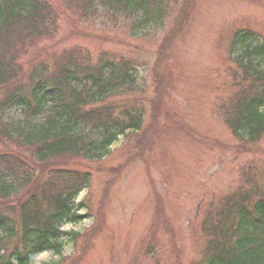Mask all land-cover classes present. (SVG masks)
<instances>
[{
    "label": "trees",
    "instance_id": "16d2710c",
    "mask_svg": "<svg viewBox=\"0 0 264 264\" xmlns=\"http://www.w3.org/2000/svg\"><path fill=\"white\" fill-rule=\"evenodd\" d=\"M176 7L177 0H0V264H30L46 251L62 256L67 240H78L61 227L92 215L86 201L75 203L93 180L82 162L96 165L111 156L119 137L143 129L147 114L141 102L121 101L135 92L137 60L103 51L94 63L89 51L56 53L53 46L34 52L26 65L24 59L55 39L63 19L76 20L87 31L103 22L106 31L134 32L164 27L171 18L174 26L184 17L186 23L188 9L182 5L175 14ZM78 31L90 41L108 43L102 32ZM226 34L233 92L222 98L219 115L239 145L259 144L264 140V37L250 28ZM116 96L118 104L112 100ZM183 131L194 136L192 129ZM257 169L251 166L238 189L206 209L207 243L198 264H264V191ZM113 181L108 179L103 195ZM83 208L86 215L80 214Z\"/></svg>",
    "mask_w": 264,
    "mask_h": 264
},
{
    "label": "rangeland",
    "instance_id": "374dc122",
    "mask_svg": "<svg viewBox=\"0 0 264 264\" xmlns=\"http://www.w3.org/2000/svg\"><path fill=\"white\" fill-rule=\"evenodd\" d=\"M177 2L175 14L182 5L188 9L186 23L184 17L174 26L171 18L164 27L134 32L125 27L106 31L103 22L89 28L105 34L108 43L84 38L78 28L89 31L82 24L63 19L55 39L41 44L23 61L26 65L34 52L53 46L56 53L77 47L89 51L94 63L103 51L138 63L132 70L137 76L135 92L121 101L141 102L147 111L143 129L119 137L112 155L103 162H82L94 179L76 204L86 201L92 217L75 227H63L65 231L82 228L86 234L75 243L67 240L62 264H198L207 243L206 209L238 189L251 166L258 168L264 191L260 178L264 140L239 145L219 115L222 98L233 92L234 68L226 33L250 28L263 38L264 0ZM118 98H112L115 104ZM186 128L192 129L193 137L183 131ZM123 164L127 168L114 172L108 194L103 195L110 170ZM56 257L44 252L30 264H53Z\"/></svg>",
    "mask_w": 264,
    "mask_h": 264
}]
</instances>
